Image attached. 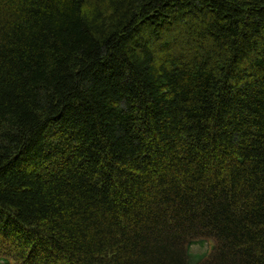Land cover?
I'll return each instance as SVG.
<instances>
[{"label": "trees", "instance_id": "16d2710c", "mask_svg": "<svg viewBox=\"0 0 264 264\" xmlns=\"http://www.w3.org/2000/svg\"><path fill=\"white\" fill-rule=\"evenodd\" d=\"M0 264H264V0H0Z\"/></svg>", "mask_w": 264, "mask_h": 264}, {"label": "rangeland", "instance_id": "374dc122", "mask_svg": "<svg viewBox=\"0 0 264 264\" xmlns=\"http://www.w3.org/2000/svg\"><path fill=\"white\" fill-rule=\"evenodd\" d=\"M200 250H202L201 246H197V247L194 248V251H196V252L200 251Z\"/></svg>", "mask_w": 264, "mask_h": 264}]
</instances>
